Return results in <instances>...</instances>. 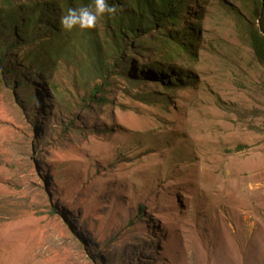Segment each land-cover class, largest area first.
<instances>
[{
    "label": "rangeland",
    "instance_id": "1",
    "mask_svg": "<svg viewBox=\"0 0 264 264\" xmlns=\"http://www.w3.org/2000/svg\"><path fill=\"white\" fill-rule=\"evenodd\" d=\"M108 2L66 31L91 0H13L30 37L0 30V264H264V0H186L190 50L124 51Z\"/></svg>",
    "mask_w": 264,
    "mask_h": 264
},
{
    "label": "trees",
    "instance_id": "2",
    "mask_svg": "<svg viewBox=\"0 0 264 264\" xmlns=\"http://www.w3.org/2000/svg\"><path fill=\"white\" fill-rule=\"evenodd\" d=\"M13 0H4L7 3L4 13H0V30L3 34L7 31L14 33L18 31L23 39L30 37L28 28L32 27L35 21L34 14H28L25 17V21H22L18 13L15 12ZM94 4L93 0H91ZM53 2V1H52ZM111 2V1H110ZM116 2V1H115ZM135 5L132 7L130 13L122 14L123 20H128V26H122L121 28L115 30L114 41L116 43L117 51H124L128 47L126 43V36H135L137 38L147 35L149 32H153L157 26H159L160 35H163L167 41L175 43L181 49L190 50V47L185 45L191 43V35L189 42L182 43L178 40L177 33L174 31V35L165 31L168 26H176L180 21L179 13H182V9L186 6V0H134ZM263 0H261V4ZM113 4V3H112ZM47 3L43 4L42 11L47 13L49 7ZM50 11V10H49ZM118 28V27H117ZM142 32H147L141 34ZM10 33V35L12 34ZM20 46L17 42H13L11 47ZM192 46V45H190ZM253 46L256 51L257 56L261 61L264 62V36H254ZM5 49V47L3 46ZM0 61H4L3 57H0ZM10 74L13 71H9ZM23 84L20 81V85Z\"/></svg>",
    "mask_w": 264,
    "mask_h": 264
},
{
    "label": "clouds",
    "instance_id": "3",
    "mask_svg": "<svg viewBox=\"0 0 264 264\" xmlns=\"http://www.w3.org/2000/svg\"><path fill=\"white\" fill-rule=\"evenodd\" d=\"M93 2L94 10L90 7L69 8L60 19L62 28L66 31H72L74 28L94 29L100 17L111 16L118 11L117 6L110 4L108 0H93Z\"/></svg>",
    "mask_w": 264,
    "mask_h": 264
}]
</instances>
